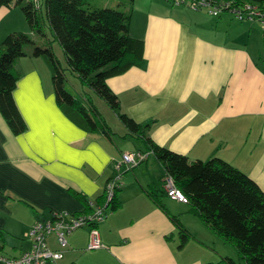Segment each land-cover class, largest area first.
<instances>
[{
	"label": "crops",
	"instance_id": "0c3cea01",
	"mask_svg": "<svg viewBox=\"0 0 264 264\" xmlns=\"http://www.w3.org/2000/svg\"><path fill=\"white\" fill-rule=\"evenodd\" d=\"M157 7L144 34L130 32L145 42L141 67L108 80L121 111L140 124L155 119L150 135L158 145L190 161L220 157L264 192V27L217 21L209 11L171 0ZM28 29L19 8L0 9V45L12 32L31 34ZM41 60L16 63L22 76L15 99L28 131L13 135L0 114V255L22 256L31 247L28 232L35 223L55 212L84 211L73 192L93 203L119 177L123 206L99 225L104 248L87 251L89 231L80 229L68 236L58 264H207L233 257L227 250L213 253L220 239L188 214L185 204L169 198L170 212L194 235L179 247L177 226L145 191L152 174L144 175L140 166L128 173L124 165L117 169L122 155L139 151L143 142L122 138L121 146L115 136L76 126L59 108L50 70ZM49 243L58 248L55 236ZM204 249L212 255L205 258Z\"/></svg>",
	"mask_w": 264,
	"mask_h": 264
},
{
	"label": "trees",
	"instance_id": "16d2710c",
	"mask_svg": "<svg viewBox=\"0 0 264 264\" xmlns=\"http://www.w3.org/2000/svg\"><path fill=\"white\" fill-rule=\"evenodd\" d=\"M124 1L126 0H120V4ZM128 1L134 4L136 0ZM207 1L211 4L231 3L232 8L240 10L246 4L256 3L264 8V0ZM13 7L22 11L32 33L46 37L47 43L40 46L31 34L12 32L0 45V114L12 134L20 136L28 131V124L18 107L15 92L22 76L16 70V63L20 58L30 57L45 61L50 70L57 104L76 126L109 138L118 135L92 98H77L67 88L66 71H69L83 88H89L112 111L118 112L119 120L126 129L121 138L132 137L143 142V148L139 152L149 153V156L136 167L127 169L124 165L127 173L147 164L151 156L161 165L159 174L150 177L145 191L153 203L177 226L179 247L186 246L194 239V235L183 225L179 216L170 212L166 204V199H169L164 188L166 177H171L175 186L187 198V213L199 218L217 238L236 251L238 262L233 257H224L219 262L207 264H264V192L256 182L220 157H212L207 161H190L187 156L158 145L150 135L157 123L155 119L140 124L121 111L120 99L109 87L108 80L121 76L132 68L141 67L145 54V42L130 34L132 9L125 12L101 7L98 0H0V9ZM202 10L209 11H193ZM54 42L60 44L67 59V67L62 66L54 53ZM28 46L31 51L26 50ZM120 193L121 188L116 189L112 199L107 202L105 190L97 200L90 203L84 196L73 192L85 206L83 212L75 215H91L96 206L104 207L108 215L117 212L123 206ZM100 224L90 226L99 230ZM90 226L76 231L87 228L90 235ZM67 248L68 246L64 253ZM2 250L0 246V251Z\"/></svg>",
	"mask_w": 264,
	"mask_h": 264
},
{
	"label": "built area",
	"instance_id": "2783aa9c",
	"mask_svg": "<svg viewBox=\"0 0 264 264\" xmlns=\"http://www.w3.org/2000/svg\"><path fill=\"white\" fill-rule=\"evenodd\" d=\"M37 1V0H36ZM175 6L188 5L193 10L209 9L212 16H220L224 12L234 14L240 22L245 20L257 21L264 27V8L260 4H246L244 8L236 9L231 7V3L221 2L211 4L207 0H174ZM149 153L134 152L124 153L121 162L117 164L120 170L123 165L127 169L136 167L141 161L145 160ZM120 178L111 180L107 186V202H109L116 189L122 187L119 182ZM165 190L170 199L179 203L187 204L188 200L185 195L175 186L171 177L165 179ZM95 207V205H93ZM108 216L104 207L96 206L95 212L91 215H70L68 213H53L51 219L38 221L28 232V238L31 241L30 249L22 256L16 258L4 257L0 255V264H57L64 256V249L68 246V236L77 229L90 224H100ZM89 235L88 250H98L104 248L101 241L100 232L97 228H92ZM55 236L58 248L54 250L49 239Z\"/></svg>",
	"mask_w": 264,
	"mask_h": 264
},
{
	"label": "rangeland",
	"instance_id": "374dc122",
	"mask_svg": "<svg viewBox=\"0 0 264 264\" xmlns=\"http://www.w3.org/2000/svg\"><path fill=\"white\" fill-rule=\"evenodd\" d=\"M98 1H99V6H101V7L120 9V10H123L125 12L130 11L132 9V21H131V28H130L131 31L130 32L133 35L138 34V36H141V34H144L143 29L145 28L146 23H148V21L153 16H157L158 15V13H159L158 10L159 9L157 7V3L159 1H164L165 3H167V0H136L134 4H131L128 0L124 1L123 4H120V0H98ZM173 1L174 0H171V2H173ZM203 11L205 13L207 12V10H203ZM220 16H222V17H219V16H216V17L213 16V17L217 21H221V18H224L225 20H231L232 19V20H234L236 22L237 21L240 22L239 20L236 19L235 15L230 13V12H224ZM243 22L244 23H250V22L254 23V22H256L261 27H263V25L260 24L257 21L245 20ZM29 32L33 35L32 37H33V39L35 40V42L38 45L44 46L47 43V38L46 37L34 34V33H32L31 30H29ZM46 32H47L48 36L50 37L49 29H47ZM52 46H53V51L56 54V56L59 59V61L61 62L62 66L63 67H67V59H66V57H65V55L63 53V50H62L60 44L58 42H54L52 44ZM26 50L27 51H31V47L30 46L26 47ZM26 58H24V60H26ZM22 59L23 58H20V59H18V61H20ZM31 59L35 60V58H31ZM41 61H43V60H41ZM66 77H67V81H66L67 88L77 98H81L82 99L83 96H85L87 98L88 97L92 98V100L95 102V104L97 105L99 110L103 113L104 117L106 118V120L108 121V123L110 124V126L112 127L114 132L119 133V134H123L126 131L125 127L121 124V122L119 120L118 112L112 111L107 106V104L103 100H101L98 96H96L91 90H89V88H87V87L83 88L81 86L80 82L69 71H66ZM46 83H48V82H46ZM115 139H116L117 142H120L121 146L124 145V144H122V143H124L122 138H120L119 136H115ZM128 140H129V142H127V143H130L131 145H133V144L137 145L138 144V142L135 141V140H132V139H128ZM139 170L144 171L143 172L144 175H146L147 170H148V172L150 174H152V175L154 174L155 175V174H158V172H160L161 165L155 159V157L152 156L147 164H144V165L139 167ZM127 175H131L132 176L133 173H129ZM138 175H140V174H138ZM166 202H169L168 199H166ZM215 239H217V238H215ZM192 245H190L188 247L187 251H190V249L192 248ZM212 249H213V253L216 252L218 255L219 254H221V255L224 254L225 250H227V251H229V252L234 254L232 256L235 259V261L238 262L237 254H236L235 249L233 247L229 246V245L223 244V242H220V240H217V242L215 244H213ZM203 252H205V258H207V257L212 255V253L210 251H207L206 249H204ZM211 260L217 261L219 259L218 258H213ZM210 261H208V262H210ZM239 264H243V263H239Z\"/></svg>",
	"mask_w": 264,
	"mask_h": 264
}]
</instances>
